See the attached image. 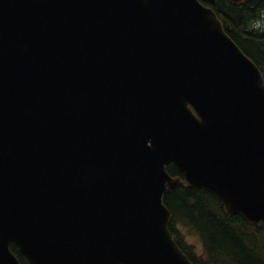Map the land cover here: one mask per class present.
<instances>
[{
    "label": "water",
    "instance_id": "obj_1",
    "mask_svg": "<svg viewBox=\"0 0 264 264\" xmlns=\"http://www.w3.org/2000/svg\"><path fill=\"white\" fill-rule=\"evenodd\" d=\"M229 29L201 0H0V264H193L185 182L264 225V78Z\"/></svg>",
    "mask_w": 264,
    "mask_h": 264
},
{
    "label": "trees",
    "instance_id": "obj_2",
    "mask_svg": "<svg viewBox=\"0 0 264 264\" xmlns=\"http://www.w3.org/2000/svg\"><path fill=\"white\" fill-rule=\"evenodd\" d=\"M201 1L214 9L225 28L230 26L227 33L264 71V0H247L241 6L229 0ZM167 170L181 176L174 164ZM165 203L173 214L170 229L194 264H264V225L258 228L240 216H229L216 196L187 184L171 190ZM179 226L200 238L201 256L186 243ZM11 249L22 264H30L15 244Z\"/></svg>",
    "mask_w": 264,
    "mask_h": 264
},
{
    "label": "rangeland",
    "instance_id": "obj_3",
    "mask_svg": "<svg viewBox=\"0 0 264 264\" xmlns=\"http://www.w3.org/2000/svg\"><path fill=\"white\" fill-rule=\"evenodd\" d=\"M179 230L182 233L186 243L194 248L193 251H195L196 255L201 256L204 253V247L200 238L196 236L193 231L186 227L179 226Z\"/></svg>",
    "mask_w": 264,
    "mask_h": 264
},
{
    "label": "flooded vegetation",
    "instance_id": "obj_4",
    "mask_svg": "<svg viewBox=\"0 0 264 264\" xmlns=\"http://www.w3.org/2000/svg\"><path fill=\"white\" fill-rule=\"evenodd\" d=\"M205 1V0H204ZM247 0H245V2H246ZM248 1H254V0H248ZM244 2V3H245ZM258 67L260 68V70H261V72L263 73V75H264V71L262 70V68L258 65Z\"/></svg>",
    "mask_w": 264,
    "mask_h": 264
}]
</instances>
